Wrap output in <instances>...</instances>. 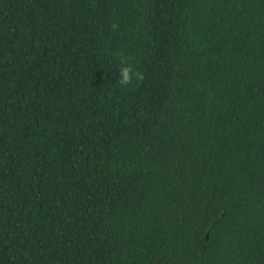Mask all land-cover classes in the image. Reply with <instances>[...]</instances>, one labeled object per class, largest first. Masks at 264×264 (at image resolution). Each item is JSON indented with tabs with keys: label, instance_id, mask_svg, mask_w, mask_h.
Returning <instances> with one entry per match:
<instances>
[{
	"label": "trees",
	"instance_id": "trees-1",
	"mask_svg": "<svg viewBox=\"0 0 264 264\" xmlns=\"http://www.w3.org/2000/svg\"><path fill=\"white\" fill-rule=\"evenodd\" d=\"M0 264H264V0H0Z\"/></svg>",
	"mask_w": 264,
	"mask_h": 264
},
{
	"label": "clouds",
	"instance_id": "clouds-1",
	"mask_svg": "<svg viewBox=\"0 0 264 264\" xmlns=\"http://www.w3.org/2000/svg\"><path fill=\"white\" fill-rule=\"evenodd\" d=\"M119 58L121 61V65H124L120 70V80H119L120 85L127 86L131 84L134 75L137 80L143 79V75L141 73H135L133 71V68L128 65V61L122 53L119 55Z\"/></svg>",
	"mask_w": 264,
	"mask_h": 264
}]
</instances>
